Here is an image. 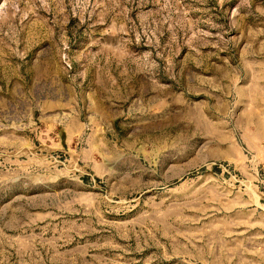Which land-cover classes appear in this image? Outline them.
I'll use <instances>...</instances> for the list:
<instances>
[{
  "label": "rangeland",
  "instance_id": "1",
  "mask_svg": "<svg viewBox=\"0 0 264 264\" xmlns=\"http://www.w3.org/2000/svg\"><path fill=\"white\" fill-rule=\"evenodd\" d=\"M0 264H264V0H0Z\"/></svg>",
  "mask_w": 264,
  "mask_h": 264
}]
</instances>
